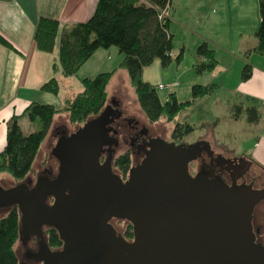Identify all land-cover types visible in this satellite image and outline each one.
Instances as JSON below:
<instances>
[{
	"label": "water",
	"instance_id": "obj_1",
	"mask_svg": "<svg viewBox=\"0 0 264 264\" xmlns=\"http://www.w3.org/2000/svg\"><path fill=\"white\" fill-rule=\"evenodd\" d=\"M106 122L104 116L89 118L62 137L53 178L40 177L33 186L26 180L0 185V209L16 206L22 232L38 237L35 262L264 264V246L255 243L252 225L264 188L228 185L203 173L192 177L183 145L162 140L152 142L123 181L110 157L100 162ZM243 162L239 176L251 164ZM111 218L129 222L133 238L118 234ZM46 228L58 233L59 248L48 246Z\"/></svg>",
	"mask_w": 264,
	"mask_h": 264
},
{
	"label": "crops",
	"instance_id": "obj_2",
	"mask_svg": "<svg viewBox=\"0 0 264 264\" xmlns=\"http://www.w3.org/2000/svg\"><path fill=\"white\" fill-rule=\"evenodd\" d=\"M96 1L0 0V36L9 44L7 46L0 42V152L5 145L7 121L13 115L19 116L18 123L22 132L30 133L34 122L20 115L31 102L59 108L67 97L82 90L83 77H92L118 66L122 57L118 50L116 53L110 48H100L75 74L62 75L58 57L62 31L67 26L87 21L93 14ZM258 2L170 0L168 17L169 31L173 37L178 33L186 38V41H190L191 50L206 43L213 52L214 62L209 75H203L206 78L197 75L204 79L193 83L194 77L192 83H211L215 85L214 91H222L227 115H232L234 106L239 109V114L229 119L232 123L213 130V139L203 138L210 144V148L213 146L220 152L234 149L232 155H240L249 160L250 166L256 164L264 168V56L254 50L257 46L255 32L260 20ZM40 15L54 18L59 23L55 46L51 52L41 51L33 40L34 26ZM181 43L184 50L186 42ZM174 49L177 50L173 44L172 54ZM217 49L223 52L221 58ZM115 58L119 59L116 66ZM194 58L196 61L193 67L208 61L196 54ZM245 65H249L251 73L249 78L242 80L241 72ZM118 69L123 68H117L111 78ZM51 78L59 80L57 94L41 89L42 84ZM247 107H253L259 112L256 122L247 120ZM55 118L61 122H70L68 112L56 113L52 120ZM240 121L245 122L241 129L236 126ZM230 138L235 140V144L230 143Z\"/></svg>",
	"mask_w": 264,
	"mask_h": 264
},
{
	"label": "trees",
	"instance_id": "obj_3",
	"mask_svg": "<svg viewBox=\"0 0 264 264\" xmlns=\"http://www.w3.org/2000/svg\"><path fill=\"white\" fill-rule=\"evenodd\" d=\"M167 6L170 8V0H97L93 14L87 21L63 29L58 48L63 76L75 74L100 48L116 47L122 56L121 60L113 70L99 72L92 77H83L82 90L72 97H67L59 108L51 104L31 102L20 116H26L30 122L39 121L41 127L38 130L23 133L18 123L19 116L13 115L7 121L5 145L0 152V175L7 174L18 182L27 179L34 158L56 113L68 112L69 121L72 123H82L98 115L106 105V88L117 68L127 71L136 101L149 122H155L163 117L167 121H173L171 138L175 140L192 131L191 125L175 123L174 120L181 111L211 94L215 85L193 84L190 98L178 100L174 93H170L162 102L155 88L142 78L144 67L155 59L165 67L173 58L178 61L181 56V51L176 55L172 54L173 36L169 31V17L163 20L158 17L159 11ZM258 6L260 20L255 32L257 46L254 50L264 56V0H259ZM58 28L59 23L54 18L43 15L37 18L33 40L38 49L45 52L54 49ZM0 42L9 45L2 36ZM196 54L208 60L196 65L198 73L213 66V52L206 43H201L197 47ZM250 73L249 65H245L241 79L246 80ZM59 88L57 78H51L41 86L42 90L53 94H57ZM236 108L238 110V107ZM245 112L249 122L258 120L259 112L255 108L247 107ZM129 161L128 153H124L116 158L115 164L125 172ZM0 213V264H20L14 251V244L20 234L18 209L16 206H10L0 209ZM45 236L49 247L61 246L59 235L54 229H48ZM124 237H132L130 225Z\"/></svg>",
	"mask_w": 264,
	"mask_h": 264
},
{
	"label": "rangeland",
	"instance_id": "obj_4",
	"mask_svg": "<svg viewBox=\"0 0 264 264\" xmlns=\"http://www.w3.org/2000/svg\"><path fill=\"white\" fill-rule=\"evenodd\" d=\"M182 41L186 42L184 50L181 45ZM173 44L174 48H177V50L174 49V55L181 51V56L178 61L173 58L167 66L162 67L160 65V61L155 59L151 64L144 67L142 72V78L145 81H148L155 88L158 98L162 102H164L168 98L169 94L173 93V91L175 92L174 94L178 100H186L190 98L192 84L199 83V80L206 78L205 76L209 75L208 73L211 71L204 70L199 72L202 74H199L196 71V66L193 67V63L196 61L194 58L196 49H190V41H186V38H183L177 33V35L173 37ZM110 49H113L117 53L116 47L112 46ZM217 52L221 58V53L223 52L220 49H217ZM118 60L119 59L115 58V66L118 64ZM197 75L205 76H203L204 78H201ZM193 78L195 79L194 82L192 81ZM159 84L165 85L166 87L158 88L157 86ZM106 91V105H111L113 107L117 106L119 111L122 113V116L117 123H121L122 121L125 122L126 120L130 123L135 121L138 127L144 125L153 137L160 136L166 140L171 139L174 122L167 121L164 117L152 123L147 120L138 102L136 101L133 88L129 83V77L125 69H118V71L114 73ZM223 94L224 93L222 91L213 90L211 94L199 99L195 104L184 109L176 116L174 120L175 123H186L191 125L193 128L191 132L183 136V142L191 143L203 137L213 139L212 134L214 129L218 130L219 128L226 127L229 123H232L229 122V119L238 115L239 109L237 110L234 106L232 108V115H227L224 109L225 96ZM81 124L82 123H66L64 121L61 122V120L56 118L53 119L34 158L31 170L28 173L29 176L27 178H30L31 181L34 182L35 179L39 177L49 166H52L54 171H56V159L57 155L60 153L59 143L62 137L69 135ZM242 125H245V122L240 121L236 123V126L239 129H241ZM40 127L41 124L39 121H35L31 126L33 131L38 130ZM123 134L125 133L122 132L119 135L117 149L115 151L113 150L114 159L120 154H124L129 149L130 140L126 137L127 135ZM229 141L230 143L235 144L234 139L230 138ZM213 143H215V140H213ZM130 150L128 152L129 154ZM223 153L225 155H232L234 154V149L223 150ZM129 158L133 163L136 161L135 157L131 154ZM114 168L117 169L116 167ZM192 171L194 170L192 169ZM55 173L56 172H54V174ZM248 176H253L257 179L256 186L264 184V168L259 165L252 164L248 171ZM16 183H18V181H15L9 175H0V185L2 187L8 188ZM112 225L121 235H123L129 227V223L126 220H113ZM252 225L260 240L264 242V199L261 200L254 209ZM20 232L21 233L14 244V251L17 259L19 263L22 264H35L32 253L37 250L38 237L37 235L34 236L32 234L25 235V233L22 232V227L20 228Z\"/></svg>",
	"mask_w": 264,
	"mask_h": 264
},
{
	"label": "flooded vegetation",
	"instance_id": "obj_5",
	"mask_svg": "<svg viewBox=\"0 0 264 264\" xmlns=\"http://www.w3.org/2000/svg\"><path fill=\"white\" fill-rule=\"evenodd\" d=\"M96 116H104L105 120L107 121L105 124V128H107L106 140H105V143L101 146L100 162H103L106 160V158L110 157L112 171L116 175H118L123 181H125L128 178L130 168L137 165L142 160L145 154V151L149 148L152 142L155 140H162L168 143L183 145V148L185 150L184 153L186 154H182V156L187 157L188 159L187 171H188V174L192 177L198 173H203L206 177L210 179L218 178L224 181L228 185H231L232 182L235 181L237 184L244 183V184L250 185L254 189L264 188V184L261 186H256L257 179L253 176L251 177L248 176L249 170L245 172L243 175L239 176L240 171L244 164L243 162L244 159L242 158V156L225 155L223 152L216 150L213 146H211V150L205 149L203 142L206 140L204 138H200L197 141H194L191 143H186L182 141L183 137L179 140H175L172 138L169 140L168 139L166 140L164 138H161L160 136L153 137L148 132V129L144 125H141L140 127H138L135 121H132L130 123L126 120L125 122L122 121L121 123H117L122 116V113L119 111V108H117V106L113 107L111 105H105V107ZM87 120L88 119L82 122V124L79 127H77V129L82 127L83 124ZM77 129H75L74 131H76ZM122 132H124L125 134L123 135H127L126 137H128L130 140L129 149L126 152L128 153L129 150L131 149L130 154L133 155L136 160L133 163L129 158L130 160L129 165L125 172L115 164L116 158L114 159V156H113V150L115 151L117 149V146L119 143L118 137ZM130 154L128 153L129 156ZM228 159H231L233 163L229 162ZM56 161H57L56 171H54L52 166H49L45 169V171L39 177L35 179L34 182H32L30 178H27L26 183H28L30 186H33L35 182L37 181V179L40 177L53 178L56 175V173L54 174V172H57L58 165H59L58 159H56ZM114 167H116L117 169H115ZM192 169L194 171H192ZM253 214H254V211H253ZM113 220H120V219L111 218L109 222L112 224ZM129 225H130L131 232H132V225L130 223ZM48 229L50 228H46L45 230L47 231ZM253 231H254L255 243L264 246V242L260 240L254 228H253ZM121 236L124 237V234ZM124 238L130 240L133 238V234L131 238H126V237ZM50 248L55 249L52 247Z\"/></svg>",
	"mask_w": 264,
	"mask_h": 264
},
{
	"label": "built area",
	"instance_id": "obj_6",
	"mask_svg": "<svg viewBox=\"0 0 264 264\" xmlns=\"http://www.w3.org/2000/svg\"><path fill=\"white\" fill-rule=\"evenodd\" d=\"M169 15V6H167L166 8L162 9L161 11H159L158 17L160 20H163L165 18H167ZM158 88H164L166 87L165 85L159 84L157 86Z\"/></svg>",
	"mask_w": 264,
	"mask_h": 264
}]
</instances>
